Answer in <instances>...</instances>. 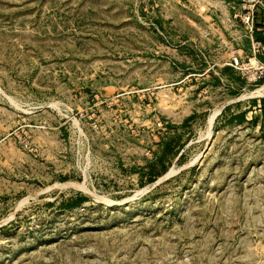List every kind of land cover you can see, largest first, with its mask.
<instances>
[{"label":"rangeland","instance_id":"obj_1","mask_svg":"<svg viewBox=\"0 0 264 264\" xmlns=\"http://www.w3.org/2000/svg\"><path fill=\"white\" fill-rule=\"evenodd\" d=\"M252 1L0 0V264H264Z\"/></svg>","mask_w":264,"mask_h":264},{"label":"crops","instance_id":"obj_2","mask_svg":"<svg viewBox=\"0 0 264 264\" xmlns=\"http://www.w3.org/2000/svg\"><path fill=\"white\" fill-rule=\"evenodd\" d=\"M231 12L229 13V17L231 16ZM215 24H211L210 26L214 27ZM256 34L258 36H264V13H258L256 17ZM232 34L221 32L219 33L218 41H222L226 46L229 47V51L225 53L226 58L232 54H243V55H251V39H237L236 37H232ZM254 39H256V35L254 33ZM259 41V40H257ZM264 55V53H263ZM264 59V58H263Z\"/></svg>","mask_w":264,"mask_h":264},{"label":"built area","instance_id":"obj_3","mask_svg":"<svg viewBox=\"0 0 264 264\" xmlns=\"http://www.w3.org/2000/svg\"><path fill=\"white\" fill-rule=\"evenodd\" d=\"M252 4H253L252 6L253 8L259 6L264 11V0H253ZM247 20H248V25L250 27V31L253 32L256 23V16L253 11L251 16H249ZM261 52H264V43L260 41L254 42V46H253L254 58L250 59L249 63L251 65L250 68L252 69L253 73H255V79H257V76H264V63L257 59V55H259ZM234 63L236 66H239V61L237 59H234Z\"/></svg>","mask_w":264,"mask_h":264},{"label":"trees","instance_id":"obj_4","mask_svg":"<svg viewBox=\"0 0 264 264\" xmlns=\"http://www.w3.org/2000/svg\"><path fill=\"white\" fill-rule=\"evenodd\" d=\"M255 35H256V39L257 40H259L260 42H263L264 43V36L263 37H260V36H258V34H256L255 33ZM254 103L255 104H257V101H254ZM261 110L264 112V99L263 100H261ZM246 112H242V113H239L238 115H236V116H233L232 118H231V121H233V122H235V121H239V122H245L247 119H246ZM165 147V153L164 154H168V153H172V154H175L176 153V155H177V157H178V155H179V153L177 152V151H175L176 149H175V147H174V145L172 144V142H169V143H165V145H164ZM163 154V155H164ZM166 155L165 156H163V157H160L159 159H158V161H159V163L162 165V171L160 172V173H158V175H156V176H151L150 178H149V182L150 183H152V182H155L160 176H162L166 171H167V167L166 166H164V161H165V157H166ZM183 157H184V155H181L180 156V158H179V161H182L183 160ZM89 199L87 198V197H81L80 199H78L74 204H73V206H78V205H81V204H83L84 202H86V201H88Z\"/></svg>","mask_w":264,"mask_h":264},{"label":"water","instance_id":"obj_5","mask_svg":"<svg viewBox=\"0 0 264 264\" xmlns=\"http://www.w3.org/2000/svg\"><path fill=\"white\" fill-rule=\"evenodd\" d=\"M161 181V180H160Z\"/></svg>","mask_w":264,"mask_h":264}]
</instances>
